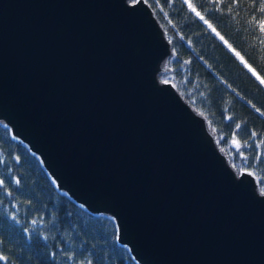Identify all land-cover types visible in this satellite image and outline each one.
I'll use <instances>...</instances> for the list:
<instances>
[{"label": "water", "instance_id": "obj_1", "mask_svg": "<svg viewBox=\"0 0 264 264\" xmlns=\"http://www.w3.org/2000/svg\"><path fill=\"white\" fill-rule=\"evenodd\" d=\"M144 0H0V122L137 264H264V194L156 74Z\"/></svg>", "mask_w": 264, "mask_h": 264}, {"label": "trees", "instance_id": "obj_2", "mask_svg": "<svg viewBox=\"0 0 264 264\" xmlns=\"http://www.w3.org/2000/svg\"><path fill=\"white\" fill-rule=\"evenodd\" d=\"M144 1L169 44L157 78L204 117L231 168L249 170L262 193L264 85L185 0ZM189 2L264 78V33L249 23L264 19L259 0H238L230 14L232 0H223L221 10L212 0ZM0 181V256L6 258L0 264H137L116 242L113 219L57 190L37 156L1 122Z\"/></svg>", "mask_w": 264, "mask_h": 264}, {"label": "snow or ice", "instance_id": "obj_3", "mask_svg": "<svg viewBox=\"0 0 264 264\" xmlns=\"http://www.w3.org/2000/svg\"><path fill=\"white\" fill-rule=\"evenodd\" d=\"M185 3H187L189 9H191V11H193L196 16H198L200 18V20H202L205 24L208 25V28L211 29L217 37H219V39L221 41L224 42V44L229 48L230 51L234 52V54L241 59V62H243L245 64V67L248 68V70L250 72H252V74L254 76H256V79L259 80L261 85H264V78H262L260 75L257 74V72L255 71V69H253L249 64H247L246 61H244V58L242 56H240V53L237 52L231 44L228 43L227 40L224 39V36H222L217 30L216 28L213 27L212 24L209 23V21L207 19H205V17L203 15H201V13L199 11H197V9L193 6L192 3L189 2V0H185ZM212 3H214L217 6L218 10L220 9V5L223 3V0H212ZM234 6H238V0H232V4L228 6V11L229 14L231 13V8ZM254 8H256V5L253 4L252 5ZM256 11H258L260 14L264 15V0H259V7L256 8ZM249 23H255L258 27V31L260 33H264V19H260V20H256L255 17H253V19L251 21H249ZM261 44H264V39L260 40ZM257 111H260V109H256ZM262 115H264V113H262ZM240 125H237V128H239ZM253 135H255V133H253ZM244 172V169H241V173ZM0 183H2V181H0ZM262 194H264V189H262ZM33 223H35V221H33ZM6 259L4 256H0V260ZM89 264H91V262H89Z\"/></svg>", "mask_w": 264, "mask_h": 264}, {"label": "rangeland", "instance_id": "obj_4", "mask_svg": "<svg viewBox=\"0 0 264 264\" xmlns=\"http://www.w3.org/2000/svg\"><path fill=\"white\" fill-rule=\"evenodd\" d=\"M164 63L163 64H161V67H160V69H161V71L164 69Z\"/></svg>", "mask_w": 264, "mask_h": 264}]
</instances>
